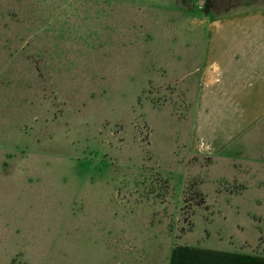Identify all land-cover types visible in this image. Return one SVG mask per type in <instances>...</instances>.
Masks as SVG:
<instances>
[{"label": "rangeland", "instance_id": "374dc122", "mask_svg": "<svg viewBox=\"0 0 264 264\" xmlns=\"http://www.w3.org/2000/svg\"><path fill=\"white\" fill-rule=\"evenodd\" d=\"M253 7L0 0V264L264 251V122L189 148L207 21Z\"/></svg>", "mask_w": 264, "mask_h": 264}, {"label": "crops", "instance_id": "0c3cea01", "mask_svg": "<svg viewBox=\"0 0 264 264\" xmlns=\"http://www.w3.org/2000/svg\"><path fill=\"white\" fill-rule=\"evenodd\" d=\"M206 32L189 148L212 155L264 122V8L209 19ZM198 243L175 244L169 264H264V251Z\"/></svg>", "mask_w": 264, "mask_h": 264}, {"label": "water", "instance_id": "95a60500", "mask_svg": "<svg viewBox=\"0 0 264 264\" xmlns=\"http://www.w3.org/2000/svg\"><path fill=\"white\" fill-rule=\"evenodd\" d=\"M202 3V1L200 2V4Z\"/></svg>", "mask_w": 264, "mask_h": 264}]
</instances>
